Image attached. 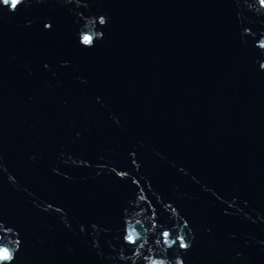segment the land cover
Returning a JSON list of instances; mask_svg holds the SVG:
<instances>
[{
  "label": "water",
  "instance_id": "95a60500",
  "mask_svg": "<svg viewBox=\"0 0 264 264\" xmlns=\"http://www.w3.org/2000/svg\"><path fill=\"white\" fill-rule=\"evenodd\" d=\"M112 2L113 27L73 69L87 84L58 68L60 48L24 27L38 5L0 16V216L28 246L20 264H111L86 244L120 243L129 189L115 184L111 167L137 176L129 149L143 162L137 178L150 199L174 202L199 228L215 226L192 264H264V77L233 38L239 8L229 0ZM247 21L264 29L258 17ZM42 59L53 60L52 73H41ZM90 222L103 231L80 235ZM138 231L152 247V230ZM235 247L248 250L244 261L232 259Z\"/></svg>",
  "mask_w": 264,
  "mask_h": 264
},
{
  "label": "snow or ice",
  "instance_id": "6c2138e0",
  "mask_svg": "<svg viewBox=\"0 0 264 264\" xmlns=\"http://www.w3.org/2000/svg\"><path fill=\"white\" fill-rule=\"evenodd\" d=\"M228 3L239 8V11L232 9L233 38L250 64L254 62L256 72L264 77V29H258L255 23L247 21V16H254L264 22V0H229ZM33 4L38 5L41 11L35 12L36 19H30L24 27L29 30L35 27L40 39L60 48L53 57L58 68L72 71L76 80L87 84V79H82L73 69L77 61L84 59L85 54L93 52L102 43L108 30L113 27L112 0H0V16L20 15ZM94 25L103 27L94 31ZM52 63V59L40 60L41 73H52ZM116 123L120 122L117 120ZM73 129L74 138L81 139L83 133L74 126ZM128 151L130 165L134 166L138 176L143 162H138L135 150ZM88 166L91 167L90 164ZM131 170L129 167H111L115 184L129 189L119 205L116 240L120 243L116 247L106 248L98 238L88 239L86 247L89 252L101 260L105 259L107 252L111 264H192V257L202 239H215V226L207 223L199 228L192 216L177 211L174 202L162 199L155 203L141 186L143 177L130 175ZM148 191L151 192L150 186ZM161 208L167 211H158ZM145 220L148 227H145ZM89 227L103 231L96 222H90L79 227V234L87 236ZM138 227L143 232H148L149 228L152 230V247H146L148 239L141 235ZM236 239L235 234L227 235L229 242L234 243ZM258 243L260 250L264 251V238ZM27 251L28 246L20 229L0 216V264H20ZM247 252L245 248H232V259L244 261Z\"/></svg>",
  "mask_w": 264,
  "mask_h": 264
}]
</instances>
